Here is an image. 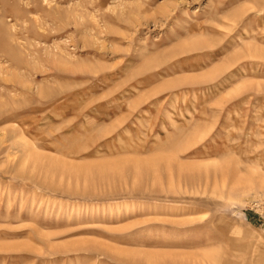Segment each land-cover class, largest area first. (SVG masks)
Here are the masks:
<instances>
[{
	"label": "rangeland",
	"instance_id": "374dc122",
	"mask_svg": "<svg viewBox=\"0 0 264 264\" xmlns=\"http://www.w3.org/2000/svg\"><path fill=\"white\" fill-rule=\"evenodd\" d=\"M0 26V264H264V0H0Z\"/></svg>",
	"mask_w": 264,
	"mask_h": 264
},
{
	"label": "bare ground",
	"instance_id": "6f19581e",
	"mask_svg": "<svg viewBox=\"0 0 264 264\" xmlns=\"http://www.w3.org/2000/svg\"><path fill=\"white\" fill-rule=\"evenodd\" d=\"M0 27H1V26H0ZM3 38H4V37H3ZM3 41H4L5 44L2 43ZM27 42H28V41H27ZM0 43H2V44H4V45H7V44H6V40H5V38L2 39V36H0ZM16 44H17V43H16ZM0 45H1V44H0ZM1 46H2V45H1ZM9 46H10V44H9ZM2 47H3V46H2ZM16 47H17V46H16ZM16 47H15V48H16ZM22 47H23V46H22ZM4 48H5V46H4ZM4 48H3V49H4ZM10 48L12 49V47H10ZM20 49H21V48H20ZM25 49H26V48H25ZM6 51H8V47H7ZM4 52H5V51H4ZM15 52H16V51H15ZM1 53H2V50H1ZM7 53H8V52H7ZM7 53L5 52L4 55H6ZM15 54H16V53H15ZM4 55H2V56H4ZM12 55H13V54H12ZM12 55H10V57H11ZM0 56H1V54H0ZM7 56H9V54H8ZM8 59H9V58H8ZM8 59H7V60H8ZM18 59H19V58H18ZM18 59H17V60H18ZM28 59H29V58H28ZM30 59H31V57H30ZM32 59H33V58H32ZM56 59H57V58H56ZM7 60H6V61H7ZM10 60H11V58H10ZM14 60H15V58H14ZM22 60H23V59H22ZM26 60H27V57H26ZM8 61H9V60H8ZM27 61H28V60H27ZM13 62H14V61L12 60V63H13ZM16 62H17V61H16ZM16 62H15V63H16ZM23 62H25V61H23ZM30 62H31V61H30ZM25 64H26V63H25ZM9 65H10V63H9ZM15 65H16V64H15ZM17 65H18V64H17ZM23 65H24V64H23ZM11 66H12V65H11ZM14 67H15V66H14ZM14 67H13V68H14ZM18 67H19V66H18ZM6 68H7V67H6ZM9 68H10V66H9ZM11 68H12V67H11ZM16 68H17V66H16ZM14 69H15V68H14ZM3 70L6 71L7 69H5V68L3 67V65H0V72H2ZM9 70H10V69H9ZM6 79H7V78H6ZM29 87H30V86H29ZM15 91H16V90H15ZM35 157H36V156H35ZM135 173H136V171H135ZM138 174H139V173H138ZM139 175H140V177H141L142 174H139ZM145 257H146V258H145V261L147 260V262H150L151 264H152V263H153V264H156V263L154 262L155 260H153V257H152L151 255H145ZM150 263H149V264H150Z\"/></svg>",
	"mask_w": 264,
	"mask_h": 264
}]
</instances>
